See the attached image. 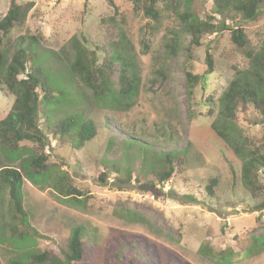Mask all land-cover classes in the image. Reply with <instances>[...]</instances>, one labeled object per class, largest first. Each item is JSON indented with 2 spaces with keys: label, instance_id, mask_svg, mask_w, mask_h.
<instances>
[{
  "label": "rangeland",
  "instance_id": "obj_1",
  "mask_svg": "<svg viewBox=\"0 0 264 264\" xmlns=\"http://www.w3.org/2000/svg\"><path fill=\"white\" fill-rule=\"evenodd\" d=\"M17 1L33 7L25 24L12 30L11 45L36 47L44 59L41 66L74 87L73 101L61 109L69 103L73 110L86 111L98 133L80 151L49 138L50 164L59 166L85 193L79 202L58 192L57 174H33L31 144L17 153L0 150L2 164L18 168L24 176L26 211L25 217L14 219L8 191H0V264H39L34 259L45 252L50 254L41 264H127L130 257L137 264H264V218L258 210L264 201V173L253 192L242 178L243 155L235 151H243L246 140L255 143L261 138L264 121L250 111L239 116L231 131L221 114L220 99L235 75L232 66H248L232 43L231 31L237 25L227 21L229 30L204 36L202 46L195 47L171 13L148 25L142 0L137 6L136 0H113L118 13L107 0ZM177 1L182 12L201 19L211 15L212 0ZM10 5L11 0H0V19ZM240 26L255 45L264 41V16L258 23ZM79 45L96 54L98 65L105 50L116 47L132 64L138 93L122 100L121 108H115L116 95L114 104L104 107L71 72L74 47ZM208 51L214 58L213 73L205 64ZM187 72L200 77L192 99ZM13 101L0 91V121ZM128 136L146 141V153L128 148ZM170 150L187 152L185 173L155 188L143 186L161 167V155ZM226 159L234 164L235 180ZM112 163L117 171L108 168ZM214 178L219 187L211 199L206 187ZM76 229L82 232L86 254L82 262L69 263Z\"/></svg>",
  "mask_w": 264,
  "mask_h": 264
},
{
  "label": "trees",
  "instance_id": "obj_2",
  "mask_svg": "<svg viewBox=\"0 0 264 264\" xmlns=\"http://www.w3.org/2000/svg\"><path fill=\"white\" fill-rule=\"evenodd\" d=\"M107 1L115 13H118V7L113 0ZM137 3L136 0V6ZM141 4L148 25L159 23L163 13H171L183 23L182 33L192 37L191 45L195 47L202 46L204 36L217 35L229 30L227 21L235 23L237 29L231 31L232 43L242 54L248 66L245 69H238L236 65L232 66L235 75L220 99L221 114L225 126L231 131H235L234 125L238 123L239 116H247L250 111L264 121V41L259 46L255 45L240 26V23L253 25L263 18L264 0H212L211 15L205 19H201L191 11L182 12L180 2L177 0H142ZM32 7L33 3L20 4L17 0H11L6 16L0 19V91L14 98L11 111L0 121V150L17 153L25 149L26 144H31L35 152L30 163L33 174L43 176L50 171L57 174L58 192L79 202L84 198L85 193L75 187L70 176L65 174L59 166L50 164V155L46 153V149L52 148L49 139L52 138L59 139L62 144H68L73 150L80 151L97 136L98 130L95 122L88 116L85 117L86 111H81L79 108L73 110L72 104L69 103L61 109L63 103L73 101L74 87L67 86L56 77L53 78L49 70L41 66L44 59L36 47L31 44L23 45L24 42L11 45L12 30L25 24ZM111 49L112 51L105 50L103 62L98 65L94 59L96 56L94 52H89L81 45L75 46V61L71 65V72L80 78L98 100L105 103L104 107L106 104L113 105V97L116 95L117 107L115 108H121L118 105L123 106L122 100L138 93L139 85L131 69L132 64L123 59L116 47L113 49L111 46ZM118 62L121 63L117 68ZM205 64L208 71L213 73L214 58L210 51L207 52ZM186 74L187 92L192 99L200 77L190 72ZM109 99L110 101L106 103ZM134 138L136 137L125 138V144L129 143L128 148L131 150L135 147L144 152L142 148L146 141H138ZM246 142L248 146L245 145L243 151L239 149L235 151L238 155H243L242 178L254 192L259 189L260 173H264V129L263 135L255 143L247 140ZM258 142L259 144L256 145ZM153 146L155 148V145ZM187 159V152L182 150H170L164 153L161 155V167H156L152 171V180L143 182L142 185L155 188L156 184L164 185L175 175L184 174ZM226 160L233 179H237L234 164ZM143 162L145 169L146 163ZM112 164L108 168L117 171V166ZM126 175L127 183H129L132 177L129 172ZM24 182V176L18 168L5 166L0 161V191H8L9 205L14 219L26 216L23 197ZM218 185L219 180L214 178L206 187V192L211 199L216 198ZM258 210L263 212L264 218V201L258 206ZM81 234L79 229L72 234L67 255L69 263H79L85 258L86 247ZM49 254L45 252L34 260L39 264L44 263ZM227 256V253H222L226 263H228ZM126 263L137 264L131 257Z\"/></svg>",
  "mask_w": 264,
  "mask_h": 264
}]
</instances>
